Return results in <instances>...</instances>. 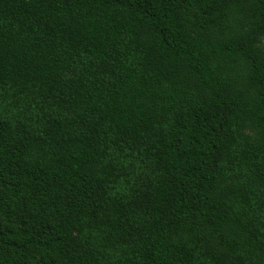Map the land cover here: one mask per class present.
<instances>
[{"label": "trees", "instance_id": "obj_1", "mask_svg": "<svg viewBox=\"0 0 264 264\" xmlns=\"http://www.w3.org/2000/svg\"><path fill=\"white\" fill-rule=\"evenodd\" d=\"M0 264H264V0H0Z\"/></svg>", "mask_w": 264, "mask_h": 264}]
</instances>
